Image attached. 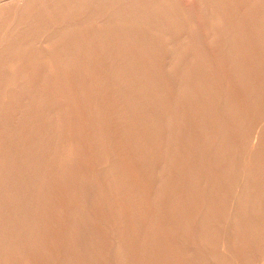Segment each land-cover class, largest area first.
Instances as JSON below:
<instances>
[{"label":"bare ground","instance_id":"bare-ground-1","mask_svg":"<svg viewBox=\"0 0 264 264\" xmlns=\"http://www.w3.org/2000/svg\"><path fill=\"white\" fill-rule=\"evenodd\" d=\"M48 75L71 87L63 90L68 111L61 105L60 117L71 125L82 114L68 135L93 148L84 162L95 179L76 173L85 185L78 198L99 212L85 209L78 231L57 238L63 248L77 244L87 252L85 264H144L148 228L141 222L153 226L155 211L172 235L167 244L180 249L174 264H264V0H0V237L7 234L9 244L37 243L35 215L46 210L35 203L45 186L38 181L50 164L67 159L60 149L71 141L66 123L51 122L58 120L53 99L62 96L48 95L61 85L48 84L54 82ZM47 91L51 102L44 106ZM8 98L27 105L20 106L24 112L38 110L39 118L40 111L42 121L27 111L25 132L18 127L22 115L16 125L9 115L2 119ZM60 130L65 139L56 138ZM69 146L68 156L75 147ZM140 202L149 204L140 210ZM15 228L28 235L17 236ZM61 252L47 248L40 255L48 262L63 258ZM161 257L155 261L163 264Z\"/></svg>","mask_w":264,"mask_h":264},{"label":"rangeland","instance_id":"rangeland-1","mask_svg":"<svg viewBox=\"0 0 264 264\" xmlns=\"http://www.w3.org/2000/svg\"><path fill=\"white\" fill-rule=\"evenodd\" d=\"M181 3H185V2H187L188 0H179ZM192 13V12H191ZM191 13L189 14H187V15H190L191 16ZM192 17H193V13H192ZM54 75V74H53ZM52 75V76H53ZM54 76H56V75H54ZM53 76V77H54ZM46 77H50L51 78V75H48V76H46ZM52 77V78H53ZM51 78V79H52ZM55 78H57V77H55ZM55 78H53V79H55ZM47 79H49V78H47ZM52 79V80H53ZM56 81H57V79H55ZM54 81V80H53ZM56 81H54V82H50V79H49V82L47 81V83L49 84H52L53 85V83H55V84H57V86H60L61 85V89L59 88V87H57V88H59L60 89V91L59 90H56V89H52L51 88V90H50V92L51 91H53L52 93H49L48 95L50 96V95H52V96H50L51 97V100L53 99L52 97L54 96V95H56V93L58 94V96L59 95H61L62 96V98L61 97H59L60 99H62L61 101H63L62 102V104L60 103V105H58V106H56L59 102H58V100H59V98L57 97V96H55L54 98H56V99H53V100H57L55 103L56 104H54L55 105V107H57V108H55V110L57 109L58 110V107L61 109V110H56V112L54 113V114H56V119H58L57 121H55L56 119H55V115L53 116V114H52V117H53V120L55 121V122H53V121H51L52 122V124L53 123H55V124H59V120L61 121L60 123H63L64 121V123H66V124H64V126H65V128L66 129H64L63 131H66L65 132V134H66V137L68 136V138H70L71 139V137H70V135H71V133H72V136H73V132H70V131H74L75 129H77L78 127H76V123H79V121L78 122H75L78 118H81V116H82V114L81 113H78L79 112V110L77 111V113L80 115V117H79V115L76 113V116L78 115V118L76 119V118H74V119H72V123L73 122H75V124H72L71 123V125L73 126V125H75V127H72L70 124L68 125L67 123H70L71 122V120H68V122H67V119H68V117H66L65 119L63 118V117H60L61 115H59V114H61L63 111H62V108H61V105H63V110H66V111H68V108H67V105L66 104H64V102L66 101V97H65V101H64V99H63V96H66L67 94H68V92L71 90V87H69L68 85V87H66L67 88V94H66V92H63V90H66V88L64 87V85H63V87L65 88H63L62 87V83L63 82H57L56 83ZM59 81V80H58ZM41 82V81H40ZM65 84V83H64ZM45 85H46V87L48 86L47 84H44V87H45ZM53 87V86H52ZM68 88H70V89H68ZM48 90V89H47ZM20 91V93H16L17 95L19 94H21L22 92V94H25V95H27V92L25 91V93H24V91L22 90H17V92H19ZM49 91V90H48ZM48 91L47 92H45L44 94H45V96H46V93H48ZM29 93H28V96H26L27 97V99L28 98H30V100H32V96H31V92L30 91H28ZM54 92H56L55 94H53ZM65 93V94H63V93ZM60 93V94H59ZM69 93H71V91L69 92ZM15 94V95H16ZM21 94V96H23L24 97V95H22ZM29 94H30V97H29ZM18 95V96H19ZM35 95V94H34ZM37 95V94H36ZM47 95V96H48ZM18 96H16V97H18ZM20 96V97H21ZM41 97H45V96H43V95H40ZM45 97V98H48V97ZM22 97V100H21V103H23V100H24V103H25V100H27V99H24ZM25 97V98H26ZM50 97L47 99V101H46V103H44L43 102V105L44 104H47V102L49 101V99H50ZM10 98V97H9ZM7 99V101H9V102H6V100H5V104H3V106L1 107V108H3L4 107V111L5 110H7L6 111V113H8V114H6L5 113V115H4V117L5 118H3L2 117V119H4V120H6V116H11V118H12V120H11V122H12V124L15 122V125H16V120H17V118L18 117H20L21 115V117L20 118H18V119H23L24 118V116H25V114L27 115V111H29L30 112V115H29V113H28V115H27V117H32V118H35V116H33L34 114V112H35V114H36V112L38 111V110H36V111H34L33 112V110L32 109H29L28 107H27V111L25 110L26 109V107L25 106H27V105H24V104H22V105H24L23 107H22V105H19V103L18 104H16V103H13V101H12V99ZM19 98V97H18ZM34 98V97H33ZM12 101V103L14 104H12L11 103V101ZM16 100H18L17 98H16ZM15 100V101H16ZM29 100V99H28ZM28 100L26 101V103L28 102ZM14 101V102H15ZM30 102V101H29ZM28 102V103H29ZM50 102L51 101H49L48 103L50 104ZM27 103V104H28ZM8 104V105H7ZM11 104V105H10ZM15 104L17 105V106H15ZM47 105L48 107L49 106H51V105ZM19 105V106H18ZM66 105V106H65ZM20 106L22 107V108H25L24 110H25V112L23 111V109L21 108L20 109ZM44 106H46V105H44ZM64 106H65V109H64ZM18 107H19V109H18ZM54 108V107H53ZM67 108V109H66ZM16 110V112L19 110V112L18 113H16V112H13L12 110ZM31 110H32V114H31ZM11 111V112H10ZM61 111V113H59ZM65 111V112H66ZM21 112V113H20ZM42 112V111H41ZM127 112H128V110H127ZM38 113V112H37ZM59 113V114H58ZM67 113V112H66ZM74 113V114H75ZM39 114L41 115L40 116V118H41V121H42V115H44V114H42V113H40V111H39ZM58 114V115H57ZM38 114H36V116H37ZM9 116H8V118H9ZM59 116V117H58ZM75 115H74V117H76ZM38 118H39V115L37 116ZM36 117V118H37ZM70 117V119H71V117L72 116H69ZM7 118V119H8ZM10 118V119H11ZM39 118V119H40ZM73 118V117H72ZM49 119L50 120H52V118L51 117H49ZM76 119V120H75ZM3 120V121H4ZM24 120V119H23ZM22 120V121H23ZM49 120V121H50ZM73 120H75V121H73ZM78 120H80V119H78ZM7 122L9 121V119L8 120H6ZM56 122H58V123H56ZM22 123V124H21ZM27 123V122H26ZM26 123H24V121L23 122H21V121H19V125H18V127L19 128H22L25 132H26V130L28 129V126H27V124ZM41 123V125L39 126V127H42V123L43 122H40ZM37 124H38V122H37ZM80 124V123H79ZM79 124H77L78 126H79ZM8 125V124H7ZM24 125V126H23ZM67 125V126H66ZM1 126V125H0ZM10 126V125H9ZM8 126V127H9ZM37 126V125H36ZM61 126V125H60ZM68 126H70L71 128H70V130H69V128H68ZM26 127V128H25ZM26 129V130H25ZM74 129V130H73ZM22 130V131H23ZM67 130H69V132L67 131ZM22 132V133H24L25 134V132ZM60 131H62V130H60ZM62 131V132H63ZM57 133H58V131H56ZM77 132V131H76ZM83 132H84V130H83ZM83 132H78V133H82L81 134V136H83L84 135V133ZM17 134V133H16ZM24 134H20V135H18V137L19 136H21L22 138H24L23 137V135ZM55 134V137H56V133H54ZM65 134H64V132L63 133H61V132H59L58 133V135H57V137L56 138H60V139H62V138H64L63 137V135L65 136ZM68 134H70V135H68ZM76 134V133H75ZM91 136H93L94 134H92V132L91 133H89ZM16 135V136H17ZM65 137V138H66ZM75 138H76V136H74ZM15 138V137H14ZM17 138V137H16ZM64 138V139H65ZM67 138V139H68ZM70 139H68V140H70ZM74 138H72L71 139V141L73 140ZM17 140V139H16ZM32 140V139H31ZM18 141H19V139H18ZM71 141H69V142H71ZM76 141V140H75ZM75 141L73 142V144H74V146H73V144H70L67 140H66V143L68 144V146H66L67 144H65V147H64V143L62 144L63 145V147H62V145H61V148L60 149H62V148H64V149H67L66 151L63 149V154H66L65 156H66V158L67 159H69L68 157L70 156L71 158L67 161V159L65 160V164L64 163H57V162H54L55 163V165H54V163L53 164H50L49 165V171H46V175L48 176H45V179L42 181V182H40V181H38L39 183H43V184H40V185H38L39 187L42 185V186H44L43 188H42V186L40 187V188H42V191L40 192V193H38L39 194V198H37V201H38V199H39V203L37 204V202H35L36 203V205H40L41 203V208L42 209H45L46 208V210H44V213H43V210H40V212H37L36 213V215H35V221H36V225L38 224V222H39V224H40V227H39V224H38V226H37V228H39V229H37L38 231H37V233L36 234H34V235H31L32 237L33 236H35L36 235V237H34V240L36 239V240H38L37 241V243L35 244L34 242H31L30 241V245L29 246H24V245H21V244H19V243H17V241L16 240H13V241H11L10 242V244H9V242H8V240H5L4 241V239L3 238H5V236H6V238L5 239H8V235L7 234H5V236L2 234L1 236L2 237H0V240L2 241H0V249H2V247L4 248H6V247H8V246H5V245H7V244H9V246L10 247H8V248H6L7 250H6V253H5V256L7 255V251H8V255L6 256V258L4 257V255H3V257L1 258V260H0V264H26L27 262H28V260H29V262L27 263V264H51V263H53V264H59V262H60V264H64V263H68L69 261H70V259H76V260H78L79 261V264H85L86 262H85V258H86V255L87 254H85V253H87V252H85V251H82V250H78L77 249V244H75V243H70V245H69V243H68V246H64V248H63V245L64 244H62L61 242V240H63V237H65L64 235H67L68 233V235H71V234H74V233H72V232H77L78 231V228H77V226H79V223H81V222H84V219L83 218H85L86 217V215H84L85 214V212H84V210L85 209H92L93 211H95V212H98L97 211V205H92L91 203H87V201H81L80 202V200H79V195L81 194L80 192H82L81 190H82V188H83V186H85L82 182H80V180L77 178V175L78 174H82L83 176L85 175V176H87L88 177V182L90 183L93 179H95V178H93V176H91V175H93L95 172H94V170H90V168H86L87 166H86V162H89V159H91V156L93 155L92 154V149L93 148H86L83 144H80L79 142H77L76 141V143H75ZM14 142H15V139H14ZM76 144H80V145H82V146H80V147H78V146H76ZM69 145H71L72 147H74V149H72V150H74L73 151V153H72V155H69L68 156V154H70V146ZM69 147V148H68ZM81 147H82V149H81ZM84 147V148H83ZM76 149H77V151H76ZM81 150V151H80ZM90 151V152H89ZM42 152V151H41ZM64 152H66V153H64ZM72 152V151H71ZM87 152V153H86ZM85 153V154H84ZM90 153V154H89ZM89 154V155H88ZM125 154H127V153H125ZM9 155L10 156H13V154L11 153V152H9ZM19 156V158H18V160H24V158H26L25 157V155L23 156V157H21L23 154H18ZM77 155V156H76ZM88 157H87V156ZM35 156V157H34ZM47 157V154L45 155V154H42V155H38V157ZM65 156L64 157H62L61 159H62V162H64V160H63V158H65ZM81 156V157H80ZM49 157H50V155H49ZM84 157H87L86 159L84 158ZM34 158V160H32ZM92 158H93V156H92ZM32 161H35L36 159H38L37 158V156L36 155H33V157H32ZM84 159L86 160V162H84ZM72 160V161H71ZM29 161V160H28ZM80 161V162H79ZM84 162V163H83ZM78 165V166H77ZM54 166V167H53ZM61 166V167H60ZM75 166V167H74ZM81 167V168H80ZM84 167V168H83ZM55 168V169H54ZM65 168V170H63ZM36 169V168H35ZM35 169H33L32 170V175L34 174V175H36V176H38L39 175V173H34V172H37V171H39V170H35ZM67 169V170H66ZM74 169V170H73ZM88 171H87V170ZM55 170H56V172H55ZM60 170V171H59ZM70 170V171H69ZM72 170V171H71ZM83 170V171H82ZM53 171V172H52ZM85 171H86V173H88L89 172V174H86L85 173ZM68 172L71 174V175H69L68 174ZM83 172V173H82ZM56 173V174H55ZM63 173V174H62ZM76 173H77V175H76ZM49 174V175H48ZM51 175V176H50ZM64 175V176H63ZM73 175V176H72ZM74 175H76V177L74 176ZM84 176V177H85ZM51 177V178H50ZM90 177V178H89ZM76 178V179H75ZM54 179V180H53ZM64 179V180H63ZM90 179H91V181H90ZM75 180V181H74ZM80 183H78L77 181ZM46 181V182H45ZM71 181H73V182H71ZM51 182L53 183V185L51 184ZM56 182V183H55ZM60 183H62V184H60ZM65 183V184H64ZM75 183V184H74ZM83 185H82V184ZM74 184V185H73ZM48 185V186H47ZM56 185V186H55ZM58 185V186H57ZM71 186V187H70ZM74 186V187H73ZM77 186V187H76ZM79 186V187H78ZM81 186V187H80ZM50 187V188H49ZM61 187V188H60ZM54 188V189H53ZM73 188H75L74 190H73ZM45 189V190H44ZM65 189V190H64ZM80 189V190H79ZM50 190V191H49ZM61 190V191H60ZM75 190H76V192H75ZM44 191V192H43ZM72 191V192H71ZM80 191V192H79ZM46 192V193H45ZM48 192V193H47ZM54 194H53V193ZM46 194V195H44V194ZM76 193V194H75ZM80 193V194H79ZM51 195V197H50V195ZM53 194V195H52ZM79 194V195H78ZM42 195V196H41ZM44 195V196H43ZM49 196L48 198H45L46 196ZM65 195V196H64ZM8 196L11 198V195H9L8 194ZM8 197V198H9ZM56 197V198H55ZM44 200H43V199ZM73 198H75V199H73ZM42 201H41V200ZM47 201H46V200ZM60 199V200H59ZM78 201H77V200ZM58 200V201H57ZM71 200V201H70ZM74 200V201H73ZM53 201V202H52ZM55 201H57L58 202V204H56L55 203ZM68 201V202H67ZM78 202H80V203H78ZM83 202V203H82ZM76 203V204H75ZM141 203V202H140ZM139 203V209H140V207H141V209L142 210H144L145 208H146V206L149 204L148 202H143V203H141L140 204ZM44 204V205H43ZM60 204V205H59ZM68 204V205H67ZM77 204L79 205V206H77ZM85 204H86V206H85ZM130 205H129V207H135L136 205L135 204H137V202H134V204L133 203H129ZM143 204H144V206H143ZM147 204V205H146ZM47 205H49V206H47ZM59 205V206H58ZM66 205V206H65ZM69 205H71V208H70V206ZM82 205V206H81ZM135 205V206H134ZM55 206H56V209H54L55 208ZM61 206H63V209H61ZM65 206V207H64ZM73 206V207H72ZM77 206V207H76ZM94 206V207H93ZM143 206V207H142ZM79 207V208H78ZM81 207H82V209H81ZM83 207H85V208H83ZM89 207V208H88ZM54 210H53V209ZM66 208H67V210H66ZM69 208V209H68ZM79 209V211H77L78 209ZM94 208V209H93ZM47 209H49V210H47ZM61 210V212H60V210ZM75 209V210H74ZM130 209H132V208H130ZM140 209V210H141ZM58 210H59V214L57 213L58 212ZM62 210H63V212H62ZM46 211H47V213H46ZM56 213H55V212ZM76 211H77V215H75V218H74V214H76ZM68 212V213H67ZM71 212V213H70ZM74 212V213H73ZM83 212V213H82ZM103 212H104V210H103ZM39 213H41V214H39ZM46 213V214H45ZM51 213V216H55V219H48L47 220V217H49V214ZM55 213V214H54ZM62 213V214H61ZM63 213H64V215H63ZM73 213V214H72ZM99 213V212H98ZM43 214V215H42ZM48 214V215H47ZM72 214V215H71ZM83 214V215H82ZM101 214V213H100ZM154 214L156 215H154L155 216V218L157 219V217H158V219L157 220H155L156 221V223L155 224H153V226H152V224H149L146 220H143L142 222H141V226H147L146 227V229L148 228V231H146V229H145V231H146V233L144 232V235H145V241L142 243V245H144V243H145V245H144V249L146 250L145 251V253H147V251H148V256H147V258H146V256H145V258H146V262L144 263V264H149V258H151L150 257V255L151 256H153V258H151L150 259V264H154L155 262L156 263H161L162 264V262H158V261H155V260H157V258H158V256L159 257H161V259H163V262H164V260H165V262L163 263V264H174L177 260V258L176 257H173L172 255L173 254H175V253H177V255H180L179 254V248L176 246L175 247V244L173 243V245H169V243L167 244V242L168 241H171V239H172V235H171V237H170V235H169V238H168V233L166 234V231L167 230H164V225H165V223H166V219L165 220H163L164 218H165V216H163V215H160V216H158L157 215V212H155L154 211ZM59 215H60V217H59ZM71 215V216H70ZM43 216H45V217H43ZM83 216H85V217H83ZM108 216V217H107ZM128 216H129V214H128ZM162 216V217H161ZM59 217V218H58ZM64 218V221L62 220V218ZM78 217V218H77ZM83 217V218H82ZM110 216L109 215H106V219H108ZM39 218L41 219V220H39ZM43 218V219H42ZM45 218V219H44ZM68 218H70V219H68ZM73 218V219H72ZM81 219V221H80V219ZM69 221H68V220ZM83 219V220H82ZM37 220H39V221H37ZM46 220V221H45ZM59 220V221H58ZM77 220H78V222H77ZM19 221H21L20 219H19ZM42 221V222H41ZM67 223H66V222ZM71 221H73L74 223H71ZM100 220H98V219H93V221L91 222V224H94V222H95V225H97L98 224V222H99ZM146 221V222H145ZM64 222V223H63ZM76 222V223H75ZM89 221H87V223H88ZM145 222V223H144ZM159 222V223H158ZM132 223V222H131ZM164 223V224H163ZM61 224V225H60ZM62 224H64L65 226H62ZM67 224H69V226L67 225ZM72 224H74V225H72ZM156 224H158V226H156ZM161 224H163V225H161ZM71 225V226H70ZM94 225V226H95ZM160 225V226H159ZM42 226V227H41ZM44 226V227H43ZM67 226V227H66ZM150 226H152V227H150ZM75 227H76V229H75ZM42 228V229H41ZM52 228V229H51ZM71 228V229H70ZM73 228V229H72ZM151 228H153V229H151ZM155 228V229H154ZM157 228V229H156ZM161 228V229H160ZM67 229V230H66ZM151 230V232H149L150 230ZM163 229V230H162ZM166 229V228H165ZM15 230H17L16 228H15ZM76 230V231H75ZM18 231V230H17ZM15 232V233H17V236H19V235H28V230H22V232H21V230H19L18 232ZM55 231H57V232H55ZM59 231V232H58ZM62 231V232H61ZM71 231V232H70ZM160 231V232H159ZM20 232V233H19ZM24 232H27V233H24ZM41 232H43L42 233V235H39ZM67 232V233H66ZM153 232V233H152ZM21 233H23V234H21ZM49 233V234H48ZM66 233V234H65ZM162 235H161V234ZM59 235V237H58V235ZM147 234H148V236H147ZM157 234V235H156ZM160 234V235H159ZM165 234V235H164ZM47 235H48V237H51V238H48L47 237ZM52 235V236H51ZM54 235H57V236H54ZM61 235V236H60ZM151 235V236H150ZM4 236V237H3ZM166 236H167V238H166ZM40 237V238H39ZM45 237V238H44ZM147 237V238H146ZM154 238V237H157L156 239L158 240H161L162 241V238L164 237V239H163V241H165V243H162V242H160L161 243V246L162 245H164L163 246V248H157V247H159L160 245H158V244H160V243H158V244H156V242H155V238L154 239H151V238ZM55 238V239H54ZM60 239L61 238V242L60 241H58V239ZM149 238V239H148ZM49 240V241H47V240ZM167 239H169L168 241H167ZM54 240V241H53ZM148 240H150L149 242H148ZM173 240H175L174 238H173ZM172 240V241H173ZM51 241H53V242H51ZM14 242V243H13ZM45 242L47 243V244H45ZM50 242V243H49ZM60 242V243H59ZM6 243V244H5ZM17 243V245L18 246H16L15 244ZM49 243V244H48ZM60 245H59V244ZM149 245H148V244ZM33 244V245H32ZM40 244V245H39ZM56 246H55V245ZM4 245V246H3ZM39 247H38V246ZM52 245V246H51ZM146 245H147V247H146ZM2 246V247H1ZM13 246V247H12ZM34 246V247H33ZM49 248V249H55L56 250V248H58V250H60V253H62L61 251L62 250H64V252H63V254H62V256H63V258H61V259H57V260H51V259H49V261L47 262V261H45L44 259H43V257H42V255H40V254H43V251L44 250H46L47 248ZM49 246V247H48ZM149 246H151V247H149ZM169 246H170V249H169ZM171 246H173L172 248H171ZM16 247V248H15ZM23 247V248H22ZM30 247V248H29ZM40 247H41V249H42V247H44L41 251H40ZM50 247H52V248H50ZM11 248H12V250H14L13 252H12V250H11ZM14 248V249H13ZM19 248H20V250H19ZM25 248H27V249H25ZM60 248V249H59ZM154 248V249H153ZM156 248V249H155ZM11 251H10V250ZM16 249H18L17 251H16ZM31 249V250H30ZM35 249V250H34ZM67 249V250H66ZM144 249H142V250H144ZM152 249V250H151ZM172 249V251H168V250H171ZM175 249V250H174ZM25 250H27V251H29V252H27L26 253V251ZM33 250V251H32ZM39 252H38V251ZM66 250V251H65ZM70 250V251H69ZM73 250V251H72ZM150 250V251H149ZM156 250V251H155ZM159 250V251H158ZM163 250V251H162ZM168 251V253H167V251ZM16 251V252H15ZM23 251V252H22ZM165 251V252H164ZM176 251V252H175ZM178 251V252H177ZM17 252H18V255H17ZM66 252V253H65ZM69 252H71V253H69ZM78 252L79 253H81V254H78ZM83 252H84V255H82L83 254ZM157 252V255H155V253ZM160 252V253H159ZM171 252H173V253H171ZM10 253H12V254H10ZM15 253V254H14ZM36 253V254H35ZM73 253V254H72ZM75 253V254H74ZM163 253V255H161ZM20 254V255H19ZM35 254V255H34ZM69 254V255H68ZM153 254V255H152ZM159 254V255H158ZM164 254H168V255H164ZM170 254V255H169ZM25 255H26V259L24 258L25 257ZM29 255V256H28ZM34 255V256H33ZM72 255H74V257L73 258H71V256ZM176 255V254H175ZM15 256V258H13ZM23 256V257H22ZM28 256V257H27ZM66 256V257H65ZM84 256V257H83ZM168 258H167V257ZM20 257V258H19ZM34 257V258H33ZM38 257V258H37ZM149 257V258H148ZM171 257V258H170ZM4 258V260H5V262L3 261V262H1L2 261V259ZM22 258H23V260H22ZM40 258V259H39ZM65 258H66V261H65ZM165 258V259H164ZM167 258V259H166ZM14 260V261H12V262H10L11 260ZM21 259V260H20ZM28 259V260H27ZM152 259H154L153 261H151ZM175 259V260H174ZM34 260V261H33ZM58 260H61V261H63V262H61V261H58ZM171 260V261H170ZM8 261V262H7ZM20 261V262H19ZM25 261V262H24ZM84 261V262H83ZM168 261L169 262H171V263H168ZM17 262V263H16ZM32 262V263H31ZM47 262V263H46ZM68 264H70V263H68Z\"/></svg>","mask_w":264,"mask_h":264}]
</instances>
